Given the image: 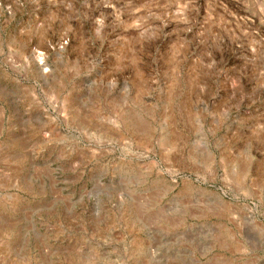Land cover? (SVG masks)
<instances>
[{
    "label": "rangeland",
    "instance_id": "rangeland-1",
    "mask_svg": "<svg viewBox=\"0 0 264 264\" xmlns=\"http://www.w3.org/2000/svg\"><path fill=\"white\" fill-rule=\"evenodd\" d=\"M0 264H264V0H0Z\"/></svg>",
    "mask_w": 264,
    "mask_h": 264
}]
</instances>
